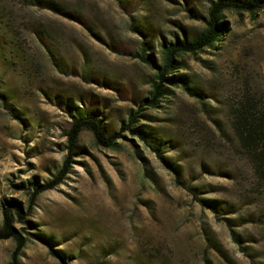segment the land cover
<instances>
[{
  "label": "rangeland",
  "instance_id": "rangeland-1",
  "mask_svg": "<svg viewBox=\"0 0 264 264\" xmlns=\"http://www.w3.org/2000/svg\"><path fill=\"white\" fill-rule=\"evenodd\" d=\"M56 1L80 20L37 0H0V37L10 21L26 57L9 59L7 44H0V228L6 199H16L27 215L14 217L26 240L19 263L264 264V179L220 140L214 123L232 132L229 103L248 88L264 93V13L229 10V30L218 48L198 59L184 57L185 70L215 94L209 113L176 89L161 108L143 114L142 122L177 140L164 154L202 187L200 197L237 205L239 211L226 215L237 218L230 227L127 132L113 150L98 146L91 130L82 131L67 177L30 204L31 182L53 179L68 156L66 131L76 106L95 111L113 133L149 94L154 70L133 55L145 38L133 26L151 21L162 32L151 37L159 45L174 33L202 28L210 3L188 0L189 11L184 0ZM28 21L50 31L62 68L34 33L21 28ZM151 52L161 60L158 47ZM16 246L15 239H0V264H12Z\"/></svg>",
  "mask_w": 264,
  "mask_h": 264
},
{
  "label": "trees",
  "instance_id": "trees-1",
  "mask_svg": "<svg viewBox=\"0 0 264 264\" xmlns=\"http://www.w3.org/2000/svg\"><path fill=\"white\" fill-rule=\"evenodd\" d=\"M125 1L128 5L133 0ZM188 4V0H184ZM43 8L52 10L70 19L79 21V14L76 10L66 7L63 3L56 0H37ZM189 11H193L189 4L187 5ZM238 13L247 12L251 16L256 17L259 12L264 13V0H210L207 15L202 18L204 20L203 27L188 33L185 30L182 33H174L169 36V39L163 38L159 45L154 44V39L157 34L161 35V30L154 26L151 21L145 20L140 22V25H134L133 28L140 31L144 35L139 47L133 52L134 57L146 62L154 70V74L149 80L151 88L149 94L141 101V105L136 111H132L128 117V121L124 122L119 131L110 133L103 121L95 111H88L80 107H75L72 114L71 127L66 131L68 137V156L59 170L57 175L46 183L31 182L29 187L31 192L30 204H35L39 195L47 190L55 188L58 184L62 183L70 172L73 159L79 153V140L82 131L89 129L93 132L98 146L118 150L120 143L119 140L125 137L124 132L138 137L148 147L157 154L159 159L171 169L176 177L179 185L186 188L195 199L200 201L204 206L212 209L216 215L228 221L229 226L233 227L234 221L237 218L226 216L236 213L238 208L234 202L227 200L213 198V197H200V186L186 177H183V168L176 163H171L169 157L164 153L167 147H175L176 141L174 138H167L162 136L161 131L151 126V124L142 122L144 119L143 114L149 109H159L162 103L166 101L176 89H181L183 92L194 96L201 104L202 111L209 113L213 108L212 102L216 97L212 92L187 72V62L185 56H193L198 59L199 55L206 51L216 50L218 44L224 39L226 32L229 30V24L226 19V13L229 11ZM199 15V14H198ZM4 31L0 37V44H7L6 50L11 53L9 59L21 58L25 59V51L21 48L19 43V35L13 36L14 26L10 21L3 22ZM23 30L30 31L35 34L37 40L46 47L51 56L54 57L55 62L62 68V63L57 60L53 48L56 42H51L52 37L49 30L42 26L41 22L28 21L23 26ZM13 29V30H12ZM18 44L16 45V41ZM51 43V44H50ZM158 47L161 60L155 59V54L151 52L152 49ZM157 50V49H156ZM4 94L0 93V96ZM5 103H8L5 101ZM230 114L229 121L231 123L232 132L226 131L222 123L217 125V131L220 132V140L229 146H235L238 155L247 161L256 172L257 176L264 179V93L260 88L252 90L246 89L240 98L229 103ZM15 117L13 106L9 107ZM231 178L234 176L231 170H220ZM193 178V177H191ZM213 186V185H210ZM213 191V190H211ZM31 205V206H32ZM30 206V207H31ZM3 226L0 228V239H15L17 241L16 250L13 253L12 264H20L18 255L25 246V237L17 228L14 223V217L17 215L21 220L26 219V213L23 207L16 199H6L3 205ZM233 236L236 242L239 238L236 231L233 230ZM63 258V256L59 255Z\"/></svg>",
  "mask_w": 264,
  "mask_h": 264
}]
</instances>
